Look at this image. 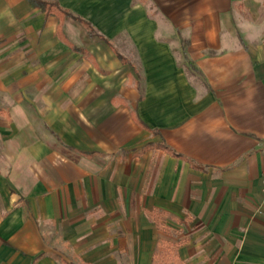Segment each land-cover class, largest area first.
I'll list each match as a JSON object with an SVG mask.
<instances>
[{
    "label": "crops",
    "instance_id": "0c3cea01",
    "mask_svg": "<svg viewBox=\"0 0 264 264\" xmlns=\"http://www.w3.org/2000/svg\"><path fill=\"white\" fill-rule=\"evenodd\" d=\"M42 1L103 39L0 0V264H264V0Z\"/></svg>",
    "mask_w": 264,
    "mask_h": 264
},
{
    "label": "trees",
    "instance_id": "16d2710c",
    "mask_svg": "<svg viewBox=\"0 0 264 264\" xmlns=\"http://www.w3.org/2000/svg\"><path fill=\"white\" fill-rule=\"evenodd\" d=\"M29 1L31 3H33L34 5L41 7L48 15L51 13H54V12H57V14H63L64 16L70 15L75 20L84 24L92 35L96 34L95 29L92 27V25L90 23L86 22L82 18L74 16L73 14H71L68 11L63 10L58 3H51L50 4V3H47V2L42 1V0H29ZM96 35L103 39V37L101 35H98V34H96ZM153 147H159V148H163L165 150L171 151V149L165 144L149 145L148 148H153Z\"/></svg>",
    "mask_w": 264,
    "mask_h": 264
},
{
    "label": "built area",
    "instance_id": "2783aa9c",
    "mask_svg": "<svg viewBox=\"0 0 264 264\" xmlns=\"http://www.w3.org/2000/svg\"><path fill=\"white\" fill-rule=\"evenodd\" d=\"M263 193H264V180H263Z\"/></svg>",
    "mask_w": 264,
    "mask_h": 264
}]
</instances>
